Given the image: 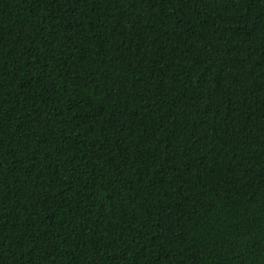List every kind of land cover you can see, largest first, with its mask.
Returning <instances> with one entry per match:
<instances>
[{"label": "trees", "instance_id": "trees-1", "mask_svg": "<svg viewBox=\"0 0 264 264\" xmlns=\"http://www.w3.org/2000/svg\"><path fill=\"white\" fill-rule=\"evenodd\" d=\"M0 264H264V0H0Z\"/></svg>", "mask_w": 264, "mask_h": 264}]
</instances>
